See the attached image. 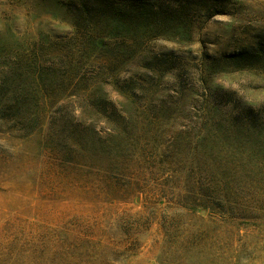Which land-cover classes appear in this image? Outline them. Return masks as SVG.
<instances>
[{
  "label": "rangeland",
  "instance_id": "obj_1",
  "mask_svg": "<svg viewBox=\"0 0 264 264\" xmlns=\"http://www.w3.org/2000/svg\"><path fill=\"white\" fill-rule=\"evenodd\" d=\"M67 1L0 0V73L75 37ZM158 1L183 18L137 47L161 60L112 42L93 94L46 64L74 94L31 132L0 123V264H264V0Z\"/></svg>",
  "mask_w": 264,
  "mask_h": 264
},
{
  "label": "trees",
  "instance_id": "obj_2",
  "mask_svg": "<svg viewBox=\"0 0 264 264\" xmlns=\"http://www.w3.org/2000/svg\"><path fill=\"white\" fill-rule=\"evenodd\" d=\"M64 4L76 32L74 38L47 44L41 49L32 47L29 52L6 55L10 57L11 64L0 73V123L13 122L18 127L16 129L31 132L41 124L45 111L61 99L59 94H74L73 90L60 92L67 78L46 64L52 65L59 61L70 64L71 61L70 77L74 87L77 90L83 83V94H93L92 89L85 84L92 79L94 85H97L98 80L95 78L98 77L94 74V78L87 77L82 70L86 66L96 65L100 68L98 72L103 73V70L115 66L120 61V54L115 52L112 42L127 48L135 45L141 59L154 63L155 59L161 60V56L151 55L137 47L153 31L171 30L175 24L183 21L176 13L177 10L181 11L182 5L167 6L158 0H68ZM70 41L73 42L68 44ZM64 43L69 47H63ZM244 54L231 53L225 58L239 61L244 59ZM245 59L249 58L245 55ZM81 150L83 148L79 149V153ZM211 198L216 199L220 205L218 215L223 226L234 227L235 224L228 216L231 209L237 208L234 202L223 194H214ZM257 211V219H261L264 206L258 207Z\"/></svg>",
  "mask_w": 264,
  "mask_h": 264
}]
</instances>
